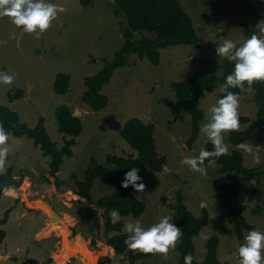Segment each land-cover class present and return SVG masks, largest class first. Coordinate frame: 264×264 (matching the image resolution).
<instances>
[{"label":"rangeland","instance_id":"1","mask_svg":"<svg viewBox=\"0 0 264 264\" xmlns=\"http://www.w3.org/2000/svg\"><path fill=\"white\" fill-rule=\"evenodd\" d=\"M178 1L192 18L197 38L200 40L197 50L185 44L161 49L158 65L150 63L145 56L141 59L136 54H126L127 66L116 69L108 84L100 89V93L108 99L107 105L100 111L92 110L88 104L81 101V92L87 89L84 79L97 74L100 67L104 65L103 59L111 60L125 41L120 32L122 30L120 25L123 28L126 27L124 16L114 14L111 0H94L89 6H83L79 0H44L45 3L63 7L65 11L58 12L57 17L50 22L49 28L43 32L37 28L34 32L25 33L22 27L15 26L9 17H0V105L15 111L20 121L28 127H34L42 118L46 132L56 142L58 148L63 145L64 138L68 139L69 136L58 131L55 110L60 106H66L70 114L81 120V133L75 138V145L71 146L73 155L64 157L57 177L52 179L55 181L56 188L60 190L65 191L71 183L74 187L72 189L78 191L74 185V178L70 175L74 173L76 180L82 181L88 167L101 165L105 171L104 177L96 179L90 189L91 199L94 200L111 195L116 190L119 180L117 166L108 163L107 157H127L128 152L133 151L120 136V130L125 121L139 117L143 122L151 123L154 126L153 137L156 149L166 158L167 171L162 169L161 172H156L146 166L138 169L136 175L140 179L136 183H144L146 188L143 192L135 191V194L144 203L145 210L137 218L131 215H119V220H122L124 224L122 232L129 235L124 231L125 224L129 221L133 223L140 221L144 228L158 223L165 216L176 221V214L174 215L175 211L171 204H174L176 191L179 190L182 193L184 205L194 216H200L203 208L208 212L207 224L192 239L194 259L197 261L203 259L204 246L215 234L218 236L217 257L220 263L239 264L238 249L245 243L244 238L250 230L243 229L241 238H238L233 224L229 223L235 199L231 197L224 207H218L216 200L220 184L217 178H222L224 183L234 184L237 176L233 172L221 174L220 165L208 167L207 175L202 176L181 163L185 157L198 156L200 150L204 149L205 144L210 141L199 128L195 141L191 147H187L186 142L192 129L191 118L186 113L176 116L168 103L179 102L171 86L173 82L181 81L190 74L214 72L221 74L216 67L217 57L214 49L224 40H231L240 47L250 38L242 25L248 18L240 14L247 5L243 0ZM202 1H204L203 4ZM259 2L264 4V0ZM256 35L264 37V15L259 18ZM134 38L139 39L140 34L135 32ZM198 50L201 52L197 55ZM191 52H197V56L192 55ZM59 73L70 76V88L64 97L53 91L54 80ZM4 76L12 77V83L5 84ZM219 84L213 93L204 92L199 97L198 107L204 114L200 127L208 122L211 113L209 108L215 106L225 94L220 92ZM16 87L23 89L24 92L21 97L10 102L9 90H15ZM257 112L258 104L254 99V90L241 92L238 114L254 121ZM241 127L242 125L239 130L245 128ZM228 133H224V144L227 146V152L230 153ZM5 147L8 148L6 171L9 166L14 165L11 176L17 173L18 177L14 180L16 184H22V187L20 194L17 191L16 194L13 187H7L5 193L11 196L16 194V199L6 198L7 202L0 200V220L3 217L6 221L8 217L11 218L5 228L0 226L7 234L6 245L0 246L1 252L11 250L17 254L14 250L12 251L14 245L27 246L25 249L37 257L45 255L49 258L56 238L49 236L50 243L46 242V245L40 248L39 239L44 237L39 233L37 222L31 221L28 216L26 219L15 218L13 208L11 216L10 214L7 216L15 201L23 204L24 201L21 199L25 197L28 198V206H32L34 201L33 205L39 209L43 206L38 203L39 200L46 199L54 206V209L58 211L67 209L78 219L75 234L78 231L81 232L85 241L77 235L75 241L70 243L68 236L71 231L66 221L69 220L72 223V220L65 215L58 218L49 206H43L49 216L57 217V220L51 221L46 232L56 231L63 245L60 253L64 255L61 254V258L56 261L60 256L58 253L54 264H64L69 257V264H131L127 254L112 253L113 249L111 250L106 242L107 237L103 228L98 231L92 228L83 212L78 213L76 207L66 208L60 201L53 198V195L51 197L44 195L45 192L41 190L40 185L44 184L48 177L50 158L42 154L39 146L33 147L32 139L26 136L9 135L8 142L0 145V148ZM239 151L244 159L245 167H258L255 166L257 163L252 154L245 153L243 148ZM253 153L258 155L260 161H264L262 149L253 148ZM260 175H262L261 178L252 179L247 187L248 192L244 203L246 208L243 215L247 223L254 226L256 231L264 233V180L262 178L264 173L261 171ZM63 183L65 186L61 187ZM34 190L40 192L37 191V195L35 192L34 196H30V198L33 197L31 201L29 195ZM252 190L254 194L251 193ZM63 194L65 196L61 198L65 200L79 199L76 192ZM30 233L32 235L28 239L27 234ZM72 233L74 234V229ZM112 234L113 232L110 233ZM90 235H94L95 244L87 241ZM177 244L174 250L169 251L167 258L160 253H149L135 260L133 264H178ZM132 252L142 253L138 250ZM262 257H264V251H262ZM51 260H46L42 264L50 263ZM8 264H15L14 259L9 260Z\"/></svg>","mask_w":264,"mask_h":264},{"label":"trees","instance_id":"2","mask_svg":"<svg viewBox=\"0 0 264 264\" xmlns=\"http://www.w3.org/2000/svg\"><path fill=\"white\" fill-rule=\"evenodd\" d=\"M115 8L123 12L126 19V28L124 30L125 42L123 46L114 54V58L110 62H106L105 66L97 73L84 79V85L87 89L82 94V101L90 106L92 110L98 111L104 108L108 99L100 93L103 85L110 80L113 71L118 67L126 66V54H136L138 58L144 56L154 65L159 64V50L169 46L180 44L189 45L193 48L200 44L197 38L195 28L191 22V18L187 11L183 9L178 0H113ZM233 1V0H230ZM247 5L245 10H241L240 14L246 16L247 22L242 25L246 29L248 36L257 32V24L259 18L264 15V4L259 0H243ZM83 6L91 5L94 0H79ZM138 32L140 38H134V33ZM216 67L221 74L200 73L190 74L187 78L173 82L171 84L178 103H168L172 107L173 113L178 116L180 113H186L190 116L192 129L190 136L186 142L187 147H191L195 141L204 114L198 107V100L202 93H213L217 85L223 86L226 77L232 73L235 62H230L225 57L217 56ZM69 75L57 74L54 80L53 90L57 94L66 93L69 87ZM248 85L245 83V88ZM254 90V99L258 104L257 117L254 121H250L248 117L239 114V123L244 124L243 130L230 131L228 133V141L232 145H239L249 142L256 147H260L264 143V81H255L252 85ZM228 91L241 93L238 88H228ZM23 90L16 87L15 90H9L10 102L21 97ZM225 95V94H224ZM58 122V131L66 133L69 138L63 140V145L58 148L49 134L46 132L44 121L40 118L37 124L30 128L22 123L18 114L10 108L0 105V124L3 131L15 137L26 136L32 139L34 146H39L44 156H49V169L47 182L52 177H57L64 157H72L73 152L71 146L75 145V138L81 133V120L70 114L66 106H60L55 111ZM211 113L209 114V117ZM154 126L151 123H145L139 118L128 119L122 129L120 136L126 143L136 152L134 155L127 157L108 156L107 162L117 166L119 180L116 184V190L113 194L102 196L95 202H92L90 196V188L94 178H103L104 171L101 165L93 168L88 167L85 170L84 180H76L74 173L70 177L74 178L78 191V196L85 199L89 204L83 209L92 228L100 230L103 228L107 237V244L112 247L113 252L118 255L127 254L131 264L135 260L144 257V253H133L127 249L125 240L127 234L122 232L123 221L118 220L113 223L110 213L117 211L120 216L139 217L145 210L144 203L136 196L135 190L129 184L128 188H122L121 183L125 179L126 172L132 170L133 167L142 168L146 166L152 171L161 172L166 164V158L158 152L153 137ZM204 149L211 151L213 145L211 142L205 144ZM244 159L238 149L232 150L230 153L222 155L217 160L220 165V173L233 172L237 176L234 184L223 182L222 178H217L220 182L216 193L218 207L227 205L229 199H235L234 208L231 212L229 223L233 224L234 231L238 238L242 236V230L247 229L256 231V228L247 223L243 212L245 206V195L248 192V185L253 178L260 177L261 166L247 168L244 166ZM208 165V161H205ZM263 172V171H262ZM264 173V172H263ZM11 179V167L6 173L0 174V196L5 181ZM254 194L253 190L251 191ZM93 205V206H92ZM176 214V221H170L182 231V236L177 244L179 252L178 264H184V257L191 254L193 256V237L197 236L201 228L208 222V212L202 209L200 216L195 217L184 205L181 191H176V200L171 204ZM6 222L3 217L0 223ZM113 232L112 235L110 233ZM75 234V230H74ZM5 236V232L0 228V243ZM90 244H95L93 238L87 240ZM218 236L212 235L206 242L204 249L205 255L201 261H197L193 257L192 264H221L217 257ZM165 264V263H164Z\"/></svg>","mask_w":264,"mask_h":264},{"label":"clouds","instance_id":"3","mask_svg":"<svg viewBox=\"0 0 264 264\" xmlns=\"http://www.w3.org/2000/svg\"><path fill=\"white\" fill-rule=\"evenodd\" d=\"M111 1L110 4L113 6L114 14L117 16L122 14V16H124L123 12L119 11L118 8H115L114 1ZM201 3L203 4L204 1ZM64 11L65 9L63 7L52 3H45L44 0H0V17H9L11 22L18 28L22 27L25 33L34 32L37 28L43 32L49 28L50 22L57 17V13ZM191 22L193 24L192 18ZM124 23L127 26L125 16ZM125 28L120 25V29H122L120 32L123 37ZM171 47L172 46H169L167 48ZM195 50H197V47H195ZM200 52L201 50H198V53L196 52L197 55ZM214 52L217 56L225 57L230 62L234 61L235 64L232 73L226 77L225 84L220 88V92L225 93V95L217 101L215 106L209 108L211 116L208 117V122L202 124L200 127V132H203L206 135L208 141L212 143L213 149L209 151L202 148L198 156L185 157L181 161L182 164L189 166L192 171L200 173L202 176L207 175L208 167H215L217 165V160L220 156L227 154V146L224 144V133L237 131L239 130L240 125H242L243 128L245 127L244 124L239 123V94L228 91L227 89L238 88L242 93H245V91L251 92L253 91L252 85L255 81H264V37H258L253 34L250 38L245 40L240 47H237L231 40H224L219 47L214 49ZM191 53L192 55L197 56L195 52ZM111 60H106L104 58V65L100 68L102 69L105 66V61ZM119 68L123 67H118L116 69ZM12 79V77L4 76L3 82L5 84H11ZM245 83L248 85L247 88H245ZM69 88L70 82L68 89ZM68 89L66 93L68 92ZM84 91L85 90L83 89L81 92V101ZM8 140L9 136L3 131V126L0 124V145H5ZM241 147L245 153L254 156L256 163L260 162L258 155L253 153V148H261L264 151V143L260 147H256L249 142H245L242 143ZM241 147L237 149L239 150ZM7 156L8 148H0V174L6 172L5 161ZM206 160L208 161L207 166L205 165ZM9 167L13 168L15 166L12 165ZM137 171L138 168L133 167L131 171L126 172L125 179L121 183L122 188L126 189L129 184H132L133 189L136 192H143L145 190L146 185L144 183H136L140 179V177L136 175ZM110 215L113 223L120 219L117 211H112ZM170 220L171 217L165 216L158 223L153 224L148 228L142 227L140 221H135L134 223L131 221L127 222L124 231L129 234L125 240L128 249L131 251L138 250L144 254L160 253L167 258L169 251L175 249L177 242L182 236L181 229L171 223ZM72 235L74 236L72 233L69 237H73ZM244 239L245 243L240 245L238 249V255L240 258L239 264H264V257H262V251H264V233L259 231H249ZM192 261L193 256L191 254L184 257V264H192Z\"/></svg>","mask_w":264,"mask_h":264},{"label":"crops","instance_id":"4","mask_svg":"<svg viewBox=\"0 0 264 264\" xmlns=\"http://www.w3.org/2000/svg\"><path fill=\"white\" fill-rule=\"evenodd\" d=\"M107 85V84H106ZM23 86V85H22ZM23 88H24V86H23ZM21 89V88H20ZM23 90V89H22ZM246 92V91H245ZM27 93V92H26ZM67 93H65V94H63V97L66 95ZM242 95V94H241ZM115 114V113H114ZM113 117H114V115H113ZM30 128H32V127H30ZM241 128H243V126L241 127ZM33 144V143H32ZM242 145V144H241ZM241 145L239 144V145H232V144H230L229 146H228V149L230 150V151H232V150H234V149H237V148H239V147H241ZM33 147L35 148L36 146H34L33 145ZM34 148L32 149V151L34 150ZM242 148V147H241ZM259 150H261V148H258ZM130 150V149H129ZM229 152V151H228ZM227 152V153H228ZM135 153V151H134V149H133V151L131 150V151H129L128 152V154L129 155H132V154H134ZM40 162V161H39ZM263 161H260L259 163H257L255 166H259V165H261V163H262ZM165 167H166V165H165ZM164 167V168H165ZM12 167H11V171H12ZM37 170H38V168H37ZM36 170V171H37ZM58 174V173H57ZM36 175H37V173H36ZM12 179L10 180V181H7V183H4V185H3V187H2V194H1V196H0V200L1 201H4V202H7V200H6V198H9L8 200H11V199H14L15 197H16V194H17V192L19 193V191L21 190V185L20 184H16V181L14 180L16 177H18V175H17V173H14L12 176ZM26 178V177H25ZM263 178V180H264V177H262ZM96 179H101V178H95L94 180H93V183L95 182V180ZM254 179V178H253ZM93 183H92V186H93ZM20 185V186H19ZM74 185H75V187H77V185H76V183L74 182ZM41 186V190H43L45 193H44V195L47 197H51L52 195H53V198H55L57 201H60L66 208H68V209H73V207H76L77 208V212L78 213H80V212H83V209L88 205V203L86 202V200L85 199H83V198H81L80 196H78V195H76L79 199L78 200H73V199H70V200H65L64 198H61L62 196L64 197L65 195L63 194L64 192L65 193H68V192H71V193H74L75 191L73 190L74 189V187H73V185L70 183V187H67L66 189H65V191L64 190H60L59 188H56V186H55V181L53 180V179H51V181L50 182H46L45 181V183L44 184H41L40 185ZM65 186V184L63 183V184H61V187H64ZM92 186H91V188H92ZM7 187H13V189L15 190V192H16V194H15V196H11V195H8V194H6L5 193V189L7 188ZM73 188V189H72ZM39 190V189H38ZM38 190H34V192L32 193V194H30L29 195V198H30V196H34V193L36 192V195H37V191ZM72 191H74V192H72ZM38 192H40V191H38ZM57 193V194H56ZM20 194V193H19ZM58 195H61V196H58ZM33 198V197H32ZM32 198H30L31 199V201H33V199ZM16 199V198H15ZM29 199V200H30ZM22 201H24V203L23 204H20L19 202H17V201H15V204L10 208V211L8 212V214H7V216L9 215V216H11V209L13 208L14 209V211H13V216L15 217V218H17V219H22V218H25L26 219V217L28 216L29 217V219L31 220V221H34V222H37L38 224H39V233H40V235L42 236V237H44V239H39V243H38V246L40 247V248H43L45 245H46V242H48V243H50V238H49V236H53L54 238H56V241L53 243V248L51 249V251H50V255H49V258H47L45 255H43V256H40V257H37L34 253H32V252H30L28 249H25V248H27V246H21V247H18L17 245H14V247H13V249H12V251L14 250L17 254H14L13 252H11V250H8V251H5V252H1L0 251V256L1 255H4V256H1L0 257V264H8V261L9 260H13L14 259V263L15 264H42V263H44L46 260L48 261V260H50V259H55V257H56V255L58 254V253H60V249L62 248V242H61V239H60V236H58L54 231H51V232H46V229H47V227L49 226V224L51 223V219L47 216V215H45V213L42 211V210H39L38 208H36L33 204H35L34 203V201H33V203H32V206H28L27 205V200H28V198L26 199L25 197L24 198H22L21 199ZM97 200V199H96ZM96 200H94V199H92V202H95ZM44 201H46V203L48 204V206L49 207H51L52 208V210H54V211H56L60 216L61 215H65L67 218H69L70 220H72V223H70V221L69 220H67L66 221V224L69 226V229H70V231H71V233L70 234H72V229H74L75 230V228L77 227V224H78V219H77V217H75L74 215H71L69 212H68V210L67 209H63V210H56V209H54V206H52V204L49 202V201H47L46 199H44ZM69 201V202H68ZM75 201V202H74ZM38 203H40V200H39V202ZM17 205V206H16ZM172 209V208H171ZM80 210V211H79ZM174 215H175V212H174ZM11 218L10 217H8V219H7V221L5 222V223H3V224H1L0 223V226L2 227V228H5V226L7 225V223H8V221L10 220ZM0 227V228H1ZM4 230V229H3ZM5 232V231H4ZM243 232V231H242ZM95 235H96V233H94ZM31 235H32V233H30V234H27V238L28 239H30V237H31ZM77 235H80L81 237H82V239L84 240V236L82 235V233L81 232H76V234L73 236V238L72 237H69L68 236V240H69V242L70 243H73L75 240V236H77ZM94 236V235H93ZM93 236H88V238L90 239V238H93ZM6 238H7V234L5 233V236H4V238H3V240H2V242L0 243V246L1 247H4L5 245H6ZM94 239V238H93ZM85 241V240H84ZM16 243V242H15ZM110 248H111V250H112V247L111 246H109ZM23 252V253H22ZM22 253V254H21ZM112 253H113V250H112ZM61 254H63V253H60V256L59 257H57V260L56 261H58L60 258H61ZM64 255V254H63ZM69 262H70V257L68 258V260L64 263V264H69Z\"/></svg>","mask_w":264,"mask_h":264},{"label":"water","instance_id":"5","mask_svg":"<svg viewBox=\"0 0 264 264\" xmlns=\"http://www.w3.org/2000/svg\"><path fill=\"white\" fill-rule=\"evenodd\" d=\"M163 171H167L166 168H163ZM40 203L43 204L44 207H45V206H48V204H47L46 201H44V200H40ZM43 206L40 207V208H41L42 211L45 213V215H47L52 221L57 220V217L60 218V215H59L56 211L52 210L51 207H49V209H50L51 211H53V213H54L57 217H55V216H49V214L46 212V210H45V208H43ZM1 256H4V255H1ZM1 256H0V257H1ZM54 263H55V259H52V260L50 261V263H47V264H54Z\"/></svg>","mask_w":264,"mask_h":264},{"label":"flooded vegetation","instance_id":"6","mask_svg":"<svg viewBox=\"0 0 264 264\" xmlns=\"http://www.w3.org/2000/svg\"><path fill=\"white\" fill-rule=\"evenodd\" d=\"M261 168H263L262 171L264 172V161H263V163L261 164Z\"/></svg>","mask_w":264,"mask_h":264}]
</instances>
